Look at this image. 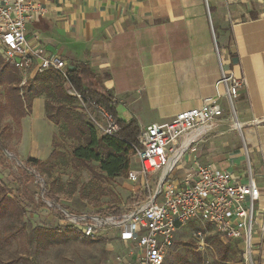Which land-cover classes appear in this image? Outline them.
<instances>
[{
	"label": "crops",
	"instance_id": "1",
	"mask_svg": "<svg viewBox=\"0 0 264 264\" xmlns=\"http://www.w3.org/2000/svg\"><path fill=\"white\" fill-rule=\"evenodd\" d=\"M34 3L42 15L27 26L31 46L63 61L68 71L87 65L97 86L112 97L117 118L135 120L139 129L167 123L216 95L220 66L210 19L223 68L242 81L234 105L240 130H224L220 123L199 138L195 152L177 164L173 180L183 178L194 163L236 175L249 167L261 194L253 259L264 264V0H206L207 9L205 0ZM44 103V96L34 97L26 116L35 107L40 110L43 124L50 126V151L45 157L30 153L26 161L44 162L52 153L57 127L46 119Z\"/></svg>",
	"mask_w": 264,
	"mask_h": 264
},
{
	"label": "built area",
	"instance_id": "2",
	"mask_svg": "<svg viewBox=\"0 0 264 264\" xmlns=\"http://www.w3.org/2000/svg\"><path fill=\"white\" fill-rule=\"evenodd\" d=\"M205 4L207 9L206 0ZM41 15L42 9L34 0H0V58L21 74V85L46 71L57 72L67 80L64 62L33 48L26 38L27 26ZM209 24L220 66L216 95L204 99L200 108L179 113L167 123L139 129L138 146L132 147L139 168L128 172V180L146 181L158 173L153 190L148 185L143 187L148 193L146 198L129 213L117 217L73 215L59 210L63 222L84 238L95 240L109 230L118 232L132 264H164L177 228L192 220L208 224L224 240L237 243L246 263L253 264V229L261 194L249 167L242 175H236L212 165L194 163L178 182L171 178L182 157L187 152L194 153L198 139L216 129L221 121L229 118L234 121L233 127L240 130L234 105L242 81L223 68L210 19ZM65 88L105 137H116L119 126L111 113L82 96L69 83ZM196 237L201 239V232Z\"/></svg>",
	"mask_w": 264,
	"mask_h": 264
},
{
	"label": "rangeland",
	"instance_id": "3",
	"mask_svg": "<svg viewBox=\"0 0 264 264\" xmlns=\"http://www.w3.org/2000/svg\"><path fill=\"white\" fill-rule=\"evenodd\" d=\"M18 76L25 116L20 124L9 101V88L0 85V182L13 196L10 198L0 189V264H132L125 256L118 232L109 230L95 240L86 239L63 222L59 210L73 215L121 216L146 198L148 193L143 187L148 185L153 190L158 173L135 183L128 180L127 172L117 178L106 177L99 163L90 160L84 151L81 155L86 160L81 162L74 157V151L83 144L65 136L62 124L56 135L60 153L56 165L28 180L32 172L26 170L28 160L24 156L35 153L45 157L50 151L51 132L36 107L26 116L30 113L27 102L30 90L39 85L44 75L37 74L24 85L21 74ZM66 105L74 119L82 117L97 139L105 137L83 114L76 99ZM233 122L228 118L220 126L239 131ZM129 159L128 171L138 170L133 151ZM175 177H178L177 166L171 175L172 179ZM56 229H62L61 233L57 234ZM197 232H201V239L196 237ZM118 258L123 259L122 263ZM164 264L247 263L237 243L224 240L208 224L192 220L177 228Z\"/></svg>",
	"mask_w": 264,
	"mask_h": 264
},
{
	"label": "trees",
	"instance_id": "4",
	"mask_svg": "<svg viewBox=\"0 0 264 264\" xmlns=\"http://www.w3.org/2000/svg\"><path fill=\"white\" fill-rule=\"evenodd\" d=\"M217 42V41H216ZM44 77L36 88L30 90V99L27 97L28 106L31 109V100L37 96H44V110L46 119L58 128L63 124L65 128L64 135L78 143H82L73 155L78 160H86L81 155V151L88 154V158L98 162L100 170L108 178H117L128 173L131 163L130 155L132 147L138 146L137 136L139 127L135 120L129 122L121 121L117 118L115 106L112 104V97L97 86L96 77L85 64H80L73 71H68L67 80L65 81L57 72L46 71L42 73ZM94 80L96 82H94ZM69 83L78 93L87 99L95 101L98 105L103 106L109 113L112 114L116 123L119 126V131L116 137H103L97 139L94 132L83 120L82 117L74 119V114L68 110L67 105L71 103L73 98L66 93V84ZM3 84L9 88L8 97L13 108L17 120L23 117L22 114V99L19 95L20 79L17 71L4 63L0 58V85ZM23 101L25 103L24 97ZM17 111V112H16ZM56 135L52 141V153L50 157L44 161L28 160L26 170L32 173L28 175V180H33L36 175H40L39 171L48 172L49 167L56 165L60 153L58 152L59 145L56 143ZM134 154V152H133ZM30 164V165H29ZM33 170V171H32ZM0 189L9 194L13 198L12 192L0 182ZM140 192L139 190L137 191ZM44 207V205H41ZM21 212L23 210L21 209ZM57 234L61 233L62 229L54 230ZM76 232V229H72ZM78 234L79 231H78ZM87 239V238H86Z\"/></svg>",
	"mask_w": 264,
	"mask_h": 264
},
{
	"label": "bare ground",
	"instance_id": "5",
	"mask_svg": "<svg viewBox=\"0 0 264 264\" xmlns=\"http://www.w3.org/2000/svg\"><path fill=\"white\" fill-rule=\"evenodd\" d=\"M237 128V127H236Z\"/></svg>",
	"mask_w": 264,
	"mask_h": 264
}]
</instances>
